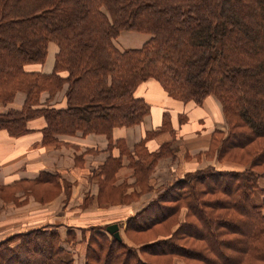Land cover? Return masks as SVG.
<instances>
[{"label":"trees","instance_id":"trees-1","mask_svg":"<svg viewBox=\"0 0 264 264\" xmlns=\"http://www.w3.org/2000/svg\"><path fill=\"white\" fill-rule=\"evenodd\" d=\"M232 1L0 0V104L7 107L0 129L18 137L30 130V120L44 117V144L77 132L105 133L112 141L114 128L139 124L151 112L152 104L135 90L153 79L183 103L200 105L216 96L230 126L219 158L239 149L249 158L251 169L208 165L172 181L141 211L152 207L156 215L135 226L177 223L168 237L134 247L99 232L104 240L89 236L85 264H169L145 260L143 253L177 255L184 264H264V196L253 202L258 188L264 195V168L254 171L264 165V0ZM123 31L149 37L140 47L120 49L115 39ZM51 41L58 51L52 70L43 72ZM63 87L64 104H52ZM19 91L23 104L9 105ZM162 118L124 152L135 182L148 189L158 159L167 149L174 154V138L158 150L145 145L174 131L169 113ZM216 132L222 131H212L209 152ZM59 238L56 229L38 228L3 240L0 264H73Z\"/></svg>","mask_w":264,"mask_h":264},{"label":"crops","instance_id":"crops-1","mask_svg":"<svg viewBox=\"0 0 264 264\" xmlns=\"http://www.w3.org/2000/svg\"><path fill=\"white\" fill-rule=\"evenodd\" d=\"M148 37L149 34L145 32L123 31L115 39V43L120 49L140 47ZM47 49L46 59L41 66L43 72H50L52 70L58 46L55 42L51 41ZM148 82L159 85L153 79H148L143 83ZM141 86L142 84L137 87L135 95L144 97L152 104L154 96L150 92V89ZM152 89L161 95L158 100L153 102V104H156L152 105L151 112L146 114L143 121L139 124L114 128L112 141L109 140L105 133L93 132L82 134L81 132H77L74 134H59L60 143L44 144L42 143V132L40 130L46 123L44 117L30 120L28 122L30 130L18 137L10 135L5 129H0V242L33 229L48 226L53 227V225L60 223L61 219L74 217L77 213L75 215L70 214L68 217L61 216V202L64 206L63 209L71 205H75V208L79 209L90 199L87 195L90 197L95 194L97 195L107 186L108 179L112 180L111 182L115 187L123 185L125 180L131 182V184L135 182L134 170L130 166V159L124 153L125 148L133 150L135 144L140 142L145 136L146 131L161 124L163 112L166 110L170 112L171 124L175 125L173 113L175 112L180 117L179 114L182 112L178 113L174 109H179L180 105L185 107L189 105V103L183 104L179 100H173L167 95L163 87H152ZM65 90L66 88L64 87L63 90L59 91V94L56 93L50 102L58 106L63 105ZM47 96L48 93L44 92L41 99L44 100ZM23 101L24 93L20 92L15 98V107H20ZM164 105L168 107L165 108ZM197 110L203 114L200 107ZM200 118L202 117L198 115L197 120H200ZM173 128L177 129L174 126ZM194 132H197V127ZM165 133L161 132L151 137L145 144L147 148L149 150H157L161 145L173 138L171 144L174 143L173 145L176 146V142L181 138L180 134L176 133L173 137L168 131L166 134L169 135L170 133V137H167ZM119 143L122 144V147ZM174 157V155L169 154L158 159L154 167L155 170L150 176L152 182L154 181L153 176L158 171H165L161 168L163 160L168 158L169 161H172ZM183 158L187 163L189 154L188 156L187 154H183ZM202 160V157L200 159L196 157L190 159V161H193V165L191 167L187 166L184 175L190 170L206 167L200 164ZM110 164L112 166L108 170ZM173 169L174 166L169 167L168 172H171ZM61 177L67 180V183L63 184ZM172 177L169 182L165 183L166 185L180 178V175L176 174ZM44 184H47L46 187H50L51 193L55 189L54 196L47 198V195L44 193L37 194L32 192L34 195L29 194V186ZM66 184L71 189V193L67 201H64L63 187ZM152 184H154L152 189L155 190L154 188L158 184V181ZM133 186L130 185L129 187L134 188ZM62 189L63 191H60ZM84 195L86 198L82 199ZM101 204L96 203L95 200L90 202L89 208L95 212L91 211L87 214H80L78 217L81 216L85 220L86 217L91 218L93 216L100 219L105 217L114 220L124 219L123 215L119 216L118 211L103 213L101 210L107 207L101 206ZM123 205L116 204L110 207L116 208ZM108 223H104L105 227ZM60 233L61 236H64L63 231H60ZM75 249L76 246L71 249L74 252L72 254L74 256H72L74 258L73 264H85L86 242L83 252Z\"/></svg>","mask_w":264,"mask_h":264},{"label":"rangeland","instance_id":"rangeland-1","mask_svg":"<svg viewBox=\"0 0 264 264\" xmlns=\"http://www.w3.org/2000/svg\"><path fill=\"white\" fill-rule=\"evenodd\" d=\"M233 2H234V0L232 1V3ZM233 41L235 42V40H233ZM145 81H147V80H145ZM141 84H142L141 87H147V89H150V92L154 96L153 102L155 100H158V98L160 97L161 94H157L152 89V87H161V86H159L158 84L153 83V82L141 83ZM63 88L60 90H63ZM60 90H58L56 93L59 94ZM20 92L23 93L22 91L17 92L15 97H14V100L9 105L15 106V103H14L15 98H16L17 94ZM54 95H53V97H54ZM169 97H171V96H169ZM171 98L173 100L174 99L179 100V99H176L173 97H171ZM24 99H25V94H24ZM153 102H152V105H155L156 103L153 104ZM188 103H189V105H187L186 107L180 105L179 109H174L176 112H178V113L182 112V113L179 114L180 117L177 116V114L175 112L173 113V117H174L173 120H174L175 125H171V126H174L177 129H173L174 131H170V130L169 131L171 132V136L174 137V135L176 133H178V134H180L181 138L176 142V144H175L176 146L173 145L174 143L169 145L171 148L174 147L172 150V153H174L173 155L175 157L172 161H169L168 158L166 160H163V162L161 163V166H162L161 168L165 171L164 172L158 171L157 174H155V176H153L154 181L152 182L150 180L147 182V183H151V182L155 183L158 181V184L155 185V188H154L155 190L152 189L153 187H151V189H148L149 187H146L145 185H143V183L141 184V182H140V184H137L136 182L131 184V182H128L127 180H125L123 185L115 187V186H113V183L111 182L112 180L109 179V181L106 183L107 186L104 189H102V191L100 193H98L97 195L95 194L91 197L89 195H87V197L90 199L88 200V202L85 203V205L81 206L79 209H76L75 205H71V206L66 207V209H63L64 206L62 205L63 203L61 202L60 209H61V216L62 217H65V216L68 217L70 214H72V215H75L76 213L77 214L71 218L61 219V222L53 225V227L48 226V227H43V228H47V229L52 228V229H56L58 231L59 236H60L59 243L65 249H67L69 251L68 252L69 254L67 253L65 255L73 256L72 254L74 252L71 251V249H73L74 246H76L75 250L78 249V250H81L83 252V250L85 248V242H86V252H87V247H88L87 242L89 240V236L90 237L92 236L93 238L96 237L99 241L104 240V238L98 234L99 232L100 233L101 232H107L109 234V236L112 237L113 235L106 230L107 226L105 227V224H104V223H108V222H109L108 224L117 223L119 225L118 229H119V232L121 235V241L128 246L132 245L134 247H138L140 244H142L144 242H150L151 240L157 239V238L168 237L171 230H174L177 227V225H176L177 223L175 224V222H174L171 226L167 227L169 224L162 222L161 224L158 223L154 227L152 226L153 227L152 229H144V230H135V226L140 225V224H143V225L147 224L148 221L150 220L151 215H156V212L152 211V207L149 211H147L145 213H141V211L144 207H146L149 204L150 201H152L154 198H156V196H158L159 193L163 192L165 190V188L167 187V185L172 183V182H170L167 185L165 184L167 181L169 182L171 180V178H173L172 176L178 174V176L180 175V178H184V176H185L184 172H185V169L187 168V166L191 167L193 165V161H190V159H192L193 157L194 158L196 157L197 159H200L202 157L203 160H202V163H200L201 165L207 166L209 164H212V166H214L217 169H228V170H246L248 168L251 169L250 167H248V165L250 164L249 158L247 157V155L243 154V152H242L243 150H241V149L234 150V154H230V153L227 154L226 155L227 157L224 159L219 158V150H220L222 145L225 146V143H227L226 139L229 138L228 137V131L230 128L229 123L226 119L225 113L223 111L221 101L216 96H209L206 99H204V102L200 105H197V104L194 105L193 103H190V102H188ZM183 104H186V103H183ZM164 106H165V108L168 107L167 105H164ZM199 107L202 109L203 114L197 110V109H199ZM6 108H7L6 106L0 104V111H4ZM194 108H197V109H194ZM195 110H197V111H195ZM165 112H168V111L166 110ZM168 113H170V112H168ZM198 115H199V117H202V118H200V120L199 119L197 120ZM170 118H171V116H170ZM202 123H203V125H202ZM184 125H186V127H184ZM202 126H203V128H202ZM196 127H197V132H194V131H196ZM214 129L220 130L222 132L214 133L213 136L216 139V142L213 141L212 149L209 152L208 147H209V144L211 142L210 141L211 137H212L211 133ZM231 129H232V127H231ZM163 132L168 133L167 130H164ZM91 133H93V132H91ZM166 133H165V135H167V137H170V133H169V135ZM163 146H164V144H163ZM167 147L165 146V147H163V149H167ZM206 151H207V154H206ZM165 152L166 153L164 154V156H168L170 154L169 153L170 151H168V149ZM183 154H187V156L189 154V160L187 161V163L184 161ZM190 156H192V157H190ZM175 159H176V161H175ZM232 159H234L235 161ZM176 162H177V164H176ZM111 166H112V164L109 165L108 170L111 168ZM173 166H174V169L171 172H168L169 167H173ZM263 168H264V165H259V166L255 167L254 171L257 173H261V171H263ZM154 170H155V168H154ZM61 181L63 184L67 183V180H64L62 177H61ZM152 183H151V185L153 186L154 184H152ZM259 184L261 187H264V178L263 177L259 178ZM46 185L47 184L29 186V188H28L29 194L34 195L32 192H35L37 194H43L44 193L47 195V198H51L52 196L55 195V189H53V192L51 193L50 187H46ZM130 185L131 186L134 185L133 186L134 188L129 187ZM142 185L144 186L143 190L141 188ZM63 189H64V195H65L64 201H67V198L69 197V195L71 193V189L68 188L67 184L63 187ZM63 189L60 191H63ZM263 196L264 195L262 194V191L258 188L257 190H255L253 202L260 203L261 198ZM84 198H86L85 195L82 197V199H84ZM94 200L96 201V203L97 202L102 203L101 206L107 207L106 209L104 208L103 210H101L103 213H108L110 211H118L119 216L123 215L124 219L114 220V219H110L108 217H105L107 219H105V218L100 219V218L93 216L91 218L86 217V220H85L81 216L78 217V215H80V214L81 215H83L85 213L87 214L88 212L90 213L91 211L95 212L94 210L89 208L90 202H92ZM116 204H119V205L124 204V205L123 206H117L116 208L110 207V206L116 205ZM85 207H88V208H85ZM150 211H152V212L150 213ZM184 211H185V209L181 208V213L179 214V220H181V221L183 219L182 212L184 213ZM62 220H64V221H62ZM181 221H179V222H181ZM58 226L60 228V231H63L64 236H61L59 228L57 229ZM69 232H70V235H69ZM22 240L23 239L16 240L12 244L17 243L18 241H22ZM22 243H23V241H22ZM142 255H143L142 257L148 261L156 260L159 262H169V264H184V259L180 256H177V255H175V256H159V257H154V256L147 254V253H143ZM73 261H74V258H73Z\"/></svg>","mask_w":264,"mask_h":264},{"label":"water","instance_id":"water-1","mask_svg":"<svg viewBox=\"0 0 264 264\" xmlns=\"http://www.w3.org/2000/svg\"><path fill=\"white\" fill-rule=\"evenodd\" d=\"M118 228L119 225L117 223H111L107 225L106 230L110 232L115 238L121 240V235Z\"/></svg>","mask_w":264,"mask_h":264}]
</instances>
